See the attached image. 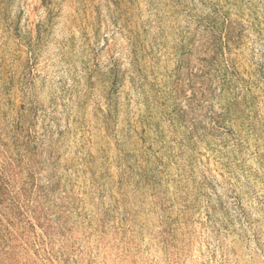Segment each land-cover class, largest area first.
<instances>
[{"label": "rangeland", "instance_id": "obj_1", "mask_svg": "<svg viewBox=\"0 0 264 264\" xmlns=\"http://www.w3.org/2000/svg\"><path fill=\"white\" fill-rule=\"evenodd\" d=\"M0 264H264V0H0Z\"/></svg>", "mask_w": 264, "mask_h": 264}]
</instances>
